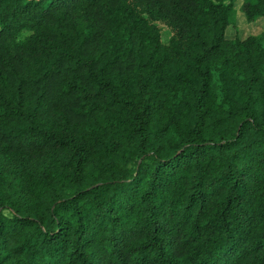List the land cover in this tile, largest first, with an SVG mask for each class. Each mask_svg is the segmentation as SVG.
<instances>
[{
  "label": "trees",
  "instance_id": "1",
  "mask_svg": "<svg viewBox=\"0 0 264 264\" xmlns=\"http://www.w3.org/2000/svg\"><path fill=\"white\" fill-rule=\"evenodd\" d=\"M234 1L0 0V264H264V30L228 38Z\"/></svg>",
  "mask_w": 264,
  "mask_h": 264
},
{
  "label": "rangeland",
  "instance_id": "2",
  "mask_svg": "<svg viewBox=\"0 0 264 264\" xmlns=\"http://www.w3.org/2000/svg\"><path fill=\"white\" fill-rule=\"evenodd\" d=\"M244 0H235L231 13V24L227 29L226 36L234 39L247 38L249 35L259 34L264 30V17H258L255 23H250L242 9Z\"/></svg>",
  "mask_w": 264,
  "mask_h": 264
}]
</instances>
